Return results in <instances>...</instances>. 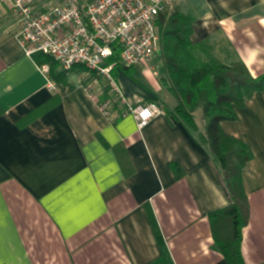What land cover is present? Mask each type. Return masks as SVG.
<instances>
[{
    "label": "crops",
    "instance_id": "1",
    "mask_svg": "<svg viewBox=\"0 0 264 264\" xmlns=\"http://www.w3.org/2000/svg\"><path fill=\"white\" fill-rule=\"evenodd\" d=\"M165 1L194 17L193 43L210 39L221 57L264 75V0ZM157 53L115 79L128 107L156 101L163 113L142 129L130 113L113 122L98 102L106 81L43 72L0 2V264H229L209 214L231 199L200 139L203 112H194L196 131L177 117ZM236 111L221 126L253 152L242 174L250 205L242 253L246 264H264V90Z\"/></svg>",
    "mask_w": 264,
    "mask_h": 264
},
{
    "label": "trees",
    "instance_id": "2",
    "mask_svg": "<svg viewBox=\"0 0 264 264\" xmlns=\"http://www.w3.org/2000/svg\"><path fill=\"white\" fill-rule=\"evenodd\" d=\"M193 21L191 14L184 13L178 5H170L168 2L158 14L160 53L157 54L164 67L160 81L175 97V113L188 127L196 131L198 126L194 112L199 108L203 112L206 124L200 139L209 146L219 162L231 199L227 207L209 214L215 246L229 264H246L242 242L243 229L250 218V205L243 187L242 174L253 159V152L240 139L227 135L221 123L236 120V110L243 108L255 93L264 90V75L253 77L241 60L232 59L230 55L221 57L210 39L193 43ZM32 58L39 66L48 64L50 74L56 78L74 70L90 72L93 77H97L84 66L62 69L56 74L59 65L50 56L35 53ZM113 60H118V55ZM122 70L130 74L131 68L124 67ZM110 91L109 85L104 86L98 102L100 106L112 103L111 111L115 113L112 121L116 122L129 112V108L121 101L114 100ZM152 222L155 224L154 217ZM155 229L158 234L157 225Z\"/></svg>",
    "mask_w": 264,
    "mask_h": 264
},
{
    "label": "built area",
    "instance_id": "3",
    "mask_svg": "<svg viewBox=\"0 0 264 264\" xmlns=\"http://www.w3.org/2000/svg\"><path fill=\"white\" fill-rule=\"evenodd\" d=\"M10 6L19 44L26 55L43 53L63 70L84 66L127 105L114 73L150 63L159 50L158 14L165 0H62L41 7L36 0H0ZM118 55V60H113ZM45 73L50 66H40ZM111 102L101 106L112 117ZM139 129L163 113L154 101L130 106Z\"/></svg>",
    "mask_w": 264,
    "mask_h": 264
},
{
    "label": "rangeland",
    "instance_id": "4",
    "mask_svg": "<svg viewBox=\"0 0 264 264\" xmlns=\"http://www.w3.org/2000/svg\"><path fill=\"white\" fill-rule=\"evenodd\" d=\"M111 90V89H110ZM111 95H113V93L110 91ZM199 119V118H198Z\"/></svg>",
    "mask_w": 264,
    "mask_h": 264
}]
</instances>
